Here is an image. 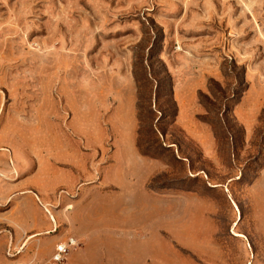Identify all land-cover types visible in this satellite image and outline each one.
Returning <instances> with one entry per match:
<instances>
[{
	"label": "rangeland",
	"instance_id": "obj_1",
	"mask_svg": "<svg viewBox=\"0 0 264 264\" xmlns=\"http://www.w3.org/2000/svg\"><path fill=\"white\" fill-rule=\"evenodd\" d=\"M0 128L81 195L7 260L72 236L62 264H264V0H0Z\"/></svg>",
	"mask_w": 264,
	"mask_h": 264
},
{
	"label": "crops",
	"instance_id": "obj_2",
	"mask_svg": "<svg viewBox=\"0 0 264 264\" xmlns=\"http://www.w3.org/2000/svg\"><path fill=\"white\" fill-rule=\"evenodd\" d=\"M29 138L0 133V264H15L21 258L7 260L3 256L4 252L14 254L19 251L17 255L22 257L21 253L25 252L27 246L33 248L45 233L59 225V218L52 224L42 207L57 204L67 206L78 202L81 196L76 199L71 197L73 192L77 193L74 189L77 175L62 168V164L73 163L75 160L63 155L65 151L62 149L36 155L22 144L28 142ZM132 158L143 162V157L137 153ZM94 163L96 168L93 172L97 176L98 161ZM60 173L62 177L59 178ZM98 182L92 186H100L104 182L109 184L104 176ZM58 191L65 193L62 198L56 196ZM51 212L57 215L56 210Z\"/></svg>",
	"mask_w": 264,
	"mask_h": 264
},
{
	"label": "trees",
	"instance_id": "obj_3",
	"mask_svg": "<svg viewBox=\"0 0 264 264\" xmlns=\"http://www.w3.org/2000/svg\"><path fill=\"white\" fill-rule=\"evenodd\" d=\"M155 58H156V62L159 63L162 68H163V73L166 75L164 81H155V91H154V105H156V101L158 100V98L160 96L165 97V101H164V105L168 104L169 106H167V108L170 109V113H166L165 110H158L159 113L161 112V115L165 113V117H170L172 120V123H174V119L177 115V107H176V103L173 99V84H172V79L171 76L169 75L164 63L162 62V60L159 58L158 54H155ZM244 74V73H243ZM134 79H135V83H136V87H137V105H136V111H137V122L140 126V124L143 121V118L141 117V113H142V106L140 105V93H139V89H140V85H139V78L136 76V74L134 73ZM211 82H213L214 84L218 85L215 81L211 80ZM241 83L245 86V79L244 77L241 80ZM160 87H167L166 92L165 93H161L158 91V88ZM209 92H211V90L209 89ZM205 97V95H203ZM207 98V97H206ZM224 100H226V98H224ZM201 105L203 106V108L206 110V105H204L201 102ZM141 153V152H140ZM141 155L143 156H150L146 153H141ZM152 157V156H150Z\"/></svg>",
	"mask_w": 264,
	"mask_h": 264
},
{
	"label": "built area",
	"instance_id": "obj_4",
	"mask_svg": "<svg viewBox=\"0 0 264 264\" xmlns=\"http://www.w3.org/2000/svg\"><path fill=\"white\" fill-rule=\"evenodd\" d=\"M77 245L78 240L68 236L54 245L51 255L44 261H38L35 258L18 259L15 264H62L69 252Z\"/></svg>",
	"mask_w": 264,
	"mask_h": 264
}]
</instances>
